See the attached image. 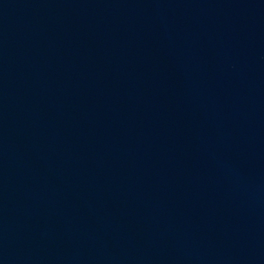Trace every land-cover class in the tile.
Masks as SVG:
<instances>
[{
	"label": "water",
	"instance_id": "water-1",
	"mask_svg": "<svg viewBox=\"0 0 264 264\" xmlns=\"http://www.w3.org/2000/svg\"><path fill=\"white\" fill-rule=\"evenodd\" d=\"M0 264H264V0H0Z\"/></svg>",
	"mask_w": 264,
	"mask_h": 264
}]
</instances>
